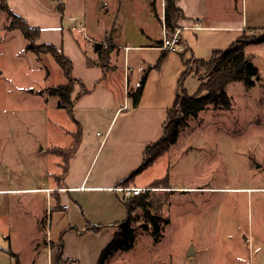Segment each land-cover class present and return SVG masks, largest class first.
<instances>
[{
	"label": "rangeland",
	"instance_id": "1",
	"mask_svg": "<svg viewBox=\"0 0 264 264\" xmlns=\"http://www.w3.org/2000/svg\"><path fill=\"white\" fill-rule=\"evenodd\" d=\"M245 1L247 27L254 32L243 35L261 37L264 0ZM59 2L66 13L106 28L109 36L118 28L121 40L143 42L141 28L162 35L159 20L148 25L151 16L139 9L148 0H12L17 12L40 29L56 22ZM135 11L141 12L136 19ZM4 14L0 7V264H26L35 255L38 231H43V242L47 231L57 242L66 226L67 215L53 213L51 218L49 194L42 188L62 173L63 156L52 148L71 149L76 133L73 144L65 146L72 142L75 125L58 107L57 97L47 94V87L64 81L60 65L49 53L27 50L26 37L18 28H7L6 15L4 25ZM62 22L70 26L76 20ZM248 45L246 54L258 67L254 84L229 82L232 108L208 104L189 116L171 155L160 157L134 181L145 183L169 172L175 188L163 195L167 199L158 211L167 221L161 223L162 236L153 239L152 228L135 207L134 247L117 250L104 264H264V41ZM189 68L193 71L185 87L192 95L201 82L195 71L202 78L206 73L196 62Z\"/></svg>",
	"mask_w": 264,
	"mask_h": 264
},
{
	"label": "crops",
	"instance_id": "2",
	"mask_svg": "<svg viewBox=\"0 0 264 264\" xmlns=\"http://www.w3.org/2000/svg\"><path fill=\"white\" fill-rule=\"evenodd\" d=\"M148 1L151 4H146L147 1L139 3V9L146 16H151L146 21L148 25L151 19L159 20L162 35L155 37L141 28L146 34L143 42L121 40L118 28L109 36L106 28L99 29L87 19L84 22L78 16L66 13L65 6L62 13L56 6L58 13L52 27L41 28L39 43L50 42L61 47L72 60L74 76L82 80L88 91L76 100L73 118H70L75 128L71 131L72 142L65 146L73 144L77 124L81 130L66 172L62 167V173L56 174L60 179L54 177V183L42 188L49 194L51 218L53 213L62 218L67 215L66 226L57 242L50 239L49 231L47 241L43 242V231H38L34 239L35 255L31 263L26 264H62L57 258L60 241L63 245L62 261L98 264L101 252L118 231V224L125 219L118 221L117 218L127 214L123 194L115 187L137 169L144 158V148L162 136L168 109L175 101L180 75L186 68L184 60L196 58L207 61L215 50H224L245 32H254L247 27L245 0L240 1L241 9L239 0H176L182 12L177 21L181 46L175 51L164 49L157 41L163 38L165 2L161 0V5L159 0ZM8 4L12 11L23 17L14 8L12 0H8ZM139 14L141 12L135 11L132 17ZM63 18L76 20V23L64 26ZM3 22L6 25L5 14ZM97 32L99 36H95ZM95 43L110 46L105 68L98 63ZM162 54L165 56L161 64L154 66ZM145 71L147 82L140 102L133 107L129 92L136 89ZM63 77L64 81L60 83L67 81L64 74ZM185 80L183 86L186 89ZM79 88L80 85L76 84L74 94ZM177 137L164 155H171L172 147L180 140ZM142 171L128 185L150 187L151 182L158 179L134 183ZM168 183L167 190H174L169 178ZM94 225H99V228L93 229ZM234 256L240 257L236 253Z\"/></svg>",
	"mask_w": 264,
	"mask_h": 264
},
{
	"label": "trees",
	"instance_id": "3",
	"mask_svg": "<svg viewBox=\"0 0 264 264\" xmlns=\"http://www.w3.org/2000/svg\"><path fill=\"white\" fill-rule=\"evenodd\" d=\"M164 21L167 31L171 32L177 28V21L182 15L181 9L177 7L176 0H164ZM57 11L63 12L64 5L60 2L57 4ZM0 7L5 12L6 18L9 22L7 25L8 29L18 28L21 30L22 34L26 37L27 43L25 48L27 50H32L37 54L49 53L60 65L63 74L66 78V82L60 83L56 86L47 87V94L49 96H55L58 99V107L64 108L70 118H73V107L76 100L86 93L88 89L76 76L73 74L74 65L71 58L65 54L61 47H57L50 42L39 43L41 38V29L38 26H32L23 17L16 14L10 6L8 5V0H0ZM162 22V20H161ZM245 35V33H244ZM244 35H241L234 43L230 44L224 50H215L210 59L205 61L203 59H186L184 60L186 64L185 70L180 75V80L178 82L177 96L172 106L168 109L166 120L163 125V134L159 140L148 144L144 148V158L142 162L138 165L137 169L133 171L128 177H125L119 182L120 186L128 185V182L138 174V172L144 170L153 161L161 155H164L171 143H174L178 137L180 126L185 123L186 119L190 117H195L201 110H203L206 105L213 104L217 108L230 109L232 108L231 98L226 91V86L231 81L242 80L245 86H252L255 82V78L258 75V67L254 64L251 56L246 54L245 48L248 44L254 43L255 41H264V34L261 37H256L254 39H246ZM158 44L162 43V40L157 41ZM94 49L98 53L99 64L102 67L108 66V57L111 51L110 46H104L101 43H95ZM165 54H162L154 66H159L163 60ZM196 62L198 69L205 70V78L199 77L197 71L195 74L200 80V84L196 90L195 94H189L183 86L186 76L192 73V69L189 68L190 63ZM147 82V72L141 76V80L136 89L129 92V96L132 99V106L136 107L140 102L143 89ZM79 84L80 88L75 92V85ZM75 143L71 146V149L62 148H52V151L58 155L63 156V170L66 172V167L68 160L77 147L78 139L80 136L81 127L79 124ZM70 150V151H69ZM68 154H66V152ZM168 175L166 174L162 178L154 179L151 182L150 187L155 189L147 190L138 195H133L129 197H123L122 201L127 209V217L124 221L118 224V231L115 233L113 238L110 240L108 245L103 249L99 256L98 264H104L107 258L115 250L128 251L134 247L136 240V232L132 226V211L135 207L140 208V216L144 219L152 228V236L154 240H158L161 236V223H167L162 217L160 209H162L165 204L163 195H165L169 189ZM164 188L163 192H156V188ZM167 199V198H165ZM164 201V203H163ZM92 228H99V225H94ZM57 246L58 248V261L64 263L61 260L63 245L60 241Z\"/></svg>",
	"mask_w": 264,
	"mask_h": 264
},
{
	"label": "built area",
	"instance_id": "4",
	"mask_svg": "<svg viewBox=\"0 0 264 264\" xmlns=\"http://www.w3.org/2000/svg\"><path fill=\"white\" fill-rule=\"evenodd\" d=\"M83 28V27H82ZM163 38L161 48H167L169 50L180 49L181 46V36L180 29L176 28L175 30L169 32L167 31L165 24L163 23ZM116 190L120 191L123 194V197H129L133 195H138V193L145 192L150 190V187L145 186H134V185H123L115 187Z\"/></svg>",
	"mask_w": 264,
	"mask_h": 264
}]
</instances>
